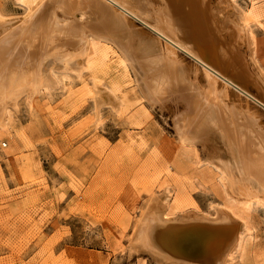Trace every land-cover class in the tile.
Here are the masks:
<instances>
[{
  "label": "bare ground",
  "instance_id": "obj_1",
  "mask_svg": "<svg viewBox=\"0 0 264 264\" xmlns=\"http://www.w3.org/2000/svg\"><path fill=\"white\" fill-rule=\"evenodd\" d=\"M16 1L22 16L0 12L1 129L21 97L30 103L57 73H82L112 51L147 102L169 113L178 145L207 148L230 204L264 208V78L251 56V9L236 0ZM95 89L98 112L108 99ZM160 194L144 202L131 249L161 264H224L245 223L220 206L214 216H169Z\"/></svg>",
  "mask_w": 264,
  "mask_h": 264
},
{
  "label": "rangeland",
  "instance_id": "obj_2",
  "mask_svg": "<svg viewBox=\"0 0 264 264\" xmlns=\"http://www.w3.org/2000/svg\"><path fill=\"white\" fill-rule=\"evenodd\" d=\"M236 3L254 9L251 56L264 78V0ZM23 11L0 0L5 17ZM107 56L10 106L0 128V264H161L130 241L148 198L164 192L169 216L229 208L246 227L224 264H264V208L230 204L207 148L180 147L169 113L147 102L118 55ZM93 89L108 99L98 112Z\"/></svg>",
  "mask_w": 264,
  "mask_h": 264
},
{
  "label": "built area",
  "instance_id": "obj_3",
  "mask_svg": "<svg viewBox=\"0 0 264 264\" xmlns=\"http://www.w3.org/2000/svg\"><path fill=\"white\" fill-rule=\"evenodd\" d=\"M5 144H6V143H4V142L2 143L3 146H5Z\"/></svg>",
  "mask_w": 264,
  "mask_h": 264
}]
</instances>
